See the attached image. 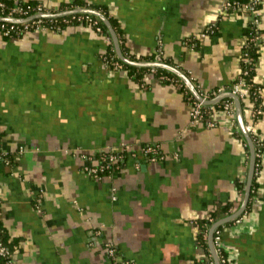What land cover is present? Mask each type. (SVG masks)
Wrapping results in <instances>:
<instances>
[{"label": "crops", "instance_id": "crops-1", "mask_svg": "<svg viewBox=\"0 0 264 264\" xmlns=\"http://www.w3.org/2000/svg\"><path fill=\"white\" fill-rule=\"evenodd\" d=\"M36 1L53 11L75 0ZM81 1L119 21L135 60L161 56L200 93L234 91L249 14L225 12V0ZM261 32L254 80L263 113L252 122L264 140V5ZM110 51L107 35L86 22L0 34V226L16 260L113 264L112 244L129 264H215L200 228L213 211L239 209L247 140L224 113L216 127L192 125L179 81L150 70L137 80L106 62ZM148 145L158 146L156 161ZM118 148L129 149L119 167L85 171L87 157ZM257 160L246 210L220 226L228 264H264V151Z\"/></svg>", "mask_w": 264, "mask_h": 264}, {"label": "built area", "instance_id": "built-area-1", "mask_svg": "<svg viewBox=\"0 0 264 264\" xmlns=\"http://www.w3.org/2000/svg\"><path fill=\"white\" fill-rule=\"evenodd\" d=\"M264 5V0H249L247 2H242L239 0H225L223 4V10L225 12H228L229 10H242L246 14H249L251 18V25H252V33L250 36L247 37V40L243 46L242 50V62H245V65L249 66L252 64V57L249 53V47L253 45H260L263 40V33L261 32V18H262V6ZM0 7L5 10L4 3L0 2ZM61 11V10H60ZM29 9H25L21 3H16L14 6H12L9 10L7 15L0 16V17H14V18H26L29 17L35 13H43V12H50L47 10L42 4L37 6L35 8V12L30 14ZM84 17H79L78 20L84 21L91 25H96L97 22L94 21L90 15L85 14ZM40 28H53V29H59V26H49L47 24H44L42 22V19H35L32 21L27 22V25H25L24 29L19 30L18 33L22 32H28L34 29H40ZM98 31H100L99 27H95ZM17 28L14 25H8L7 22H0V34L5 37H11L13 32ZM19 33V34H20ZM108 41L111 44L110 37L107 36ZM162 53V52H161ZM161 56L157 58V61H161ZM106 62L109 64L114 65L117 68H124V65L115 58L111 52L106 55ZM244 68V66L241 68L240 73V79L238 83L235 86L234 93H236L239 97H247L250 94V85L244 80V76L249 74V67ZM153 71L156 68H151ZM255 81V80H254ZM222 93L221 91L213 92L211 94H204L201 93V95L204 97V99H212ZM256 93L261 94V87L256 88ZM190 98V97H189ZM195 98V97H194ZM191 101V109H190V123L192 125H205L207 127H216L217 122L215 120V116L219 113L226 114L229 118L232 119L236 123V106L234 100L231 99H223L222 104L219 106H216L218 103L214 104H205L202 101L197 100L196 98H190ZM220 102V101H219ZM205 106H209V108H205ZM251 119L246 121V129L251 134H253L254 126H253V119L254 116H259L263 113L262 107H253L251 106ZM255 144V143H254ZM257 145V150H256ZM256 145H255V151H256V158L261 157L263 151H264V140L261 138L256 137ZM143 152L150 157L152 161H156L160 158L159 155V148L158 146L148 145L144 147ZM126 152L128 154L129 149L128 148H118V149H109L103 151L98 157L89 156L88 164L85 165V171L94 176V177H100L101 175L113 171L115 168L119 167V163L126 155ZM258 164L256 163V169ZM255 174H257V170L255 171ZM209 220L213 222V219L210 217ZM221 230L216 229L213 237V242L215 246V250L218 254L219 260L221 264H228L227 258L221 248ZM106 252L108 256L112 259L113 264H129L126 261H120L117 260V251L116 248L112 244H106ZM0 255L6 258L7 263L6 264H19L15 257V252L11 250V248L5 243L3 239L2 232L0 231Z\"/></svg>", "mask_w": 264, "mask_h": 264}, {"label": "trees", "instance_id": "trees-1", "mask_svg": "<svg viewBox=\"0 0 264 264\" xmlns=\"http://www.w3.org/2000/svg\"><path fill=\"white\" fill-rule=\"evenodd\" d=\"M239 1L247 2L249 0H239ZM0 2L4 3V5H5V8H4L5 10H3V8L0 7V16L7 15L8 10L17 3L14 0H0ZM18 3H21L22 6L25 9H29V11H30L29 13L30 14L34 13L35 12V8L41 4L40 2H38L36 0L21 1V2H18ZM76 7H91V8H95V9L101 10L110 19L113 27L115 28V30H116V32L118 34L120 43H121V47H122L123 53L126 56L130 57L131 59H135L133 56H131L127 52L126 48L124 47L123 35H122V30H121V26H120L119 21L116 18H114L109 13V11L107 10L106 7H103V6H95V5L88 4V3L84 2V1H81V0H75L73 2H67V3L61 4V7L59 8V10H53L52 12H58L60 10L73 9V8H76ZM81 16L84 17V18L86 17L85 14H77V15H71V16L59 17V18H50V19H44V18H42V22L44 24L49 25V26L50 25L51 26H59L61 28V27H64L67 22H70V23H80V22H84V21L78 20V18L81 17ZM90 17L94 21L97 22L96 25H92V26L99 27L101 33H103V34L107 35L108 37H110V39H111V44H110V48H111V51L110 52H111V54H113L115 56V58L117 60H119L124 65V67L129 71L130 74H132L133 76H135V78L137 80H140L142 78L143 72L149 71V70L150 71H153L151 68L131 66V65H127L123 61H121L119 59V57L117 56V54H116V51H115V48H114V44H113V41H112V38H111V35H110L109 31H108L107 26L98 17H96L94 15H90ZM7 24L9 26L10 25H14L17 28L12 33L13 34L12 36H19V35H22L23 33L22 32L21 33L19 32L20 33L19 34L18 31L24 29L25 25H27V22H25V23H12V22H7ZM251 33H252V25H251V22H250L249 28H248V35H247V37L250 36ZM259 47H260V45H253V44L249 47V53H250V56L253 59L251 65L247 66V65H245V62L242 63V67L244 66V68H246V66H247V67H249V70H250L249 71V74L244 76V80L250 85V94L247 97H240L244 114H246V110L249 108V105L250 106H253L254 108L255 107H260V106L262 107V105H261V94L256 93V88H258L260 86L254 81L256 63H257L258 55H259ZM150 59L151 60H155L153 58H150ZM161 61H165V60H161ZM165 62H168V61H165ZM154 72L157 74V76H159L162 79V81H169V80H174V79L177 80V81H179L182 84V89H184V91L186 92V94L190 98L195 99L194 96H193V94L191 93V91L185 85V83L177 75H175L174 73H172L170 71H167L165 69H157V68L154 70ZM239 79H240V77H239ZM227 99L233 100L232 98H227ZM221 104H222V101L218 102L216 104V106H219ZM205 108L207 109V108H209V106H205ZM262 109H263V107H262ZM257 117L258 116H254V118H257ZM250 135H251V137L253 139V142L256 145V136L254 134H252V133ZM0 139H1V134H0ZM247 148H248V145H247ZM257 149L258 148H257V145H256V150ZM127 155L128 154L126 152V155L123 158V160H121L120 162H118L119 165L122 164L126 160ZM257 159H258V157H257ZM257 187H258V183L256 181V176H254L253 183H252V188H251V195L254 193V190H256ZM228 210H229V206H226L222 212L213 211V213L211 214V218L213 219V222H211L210 220L209 221H205L204 223L207 226H203L202 228H200L201 230H200L199 238L201 240H204V244L206 245L207 249L209 248L208 242H207V240H205L203 238V234L204 233H207V228L206 227L211 226L214 222H216V221L222 219L223 217H225L229 213ZM218 229L221 230V227H219ZM0 231L2 232L3 239H4L5 243L11 248V250H13L14 249V246H13V244H11L9 242V240L6 237V235L4 233V230L2 229L1 226H0ZM208 252H209V250H208ZM6 263H7L6 258H4L3 256L0 255V264H6Z\"/></svg>", "mask_w": 264, "mask_h": 264}, {"label": "water", "instance_id": "water-1", "mask_svg": "<svg viewBox=\"0 0 264 264\" xmlns=\"http://www.w3.org/2000/svg\"><path fill=\"white\" fill-rule=\"evenodd\" d=\"M77 14L94 15L104 22V24L107 26L108 31L111 35L116 54L119 57V59L123 61L125 64L136 66V67L157 68V69H165L167 71H170L174 73L175 75H177L185 83L187 88L191 91V93L197 100L202 101L205 104H214L225 98H232L234 100L235 106H236V119H237L238 125L245 139L247 140V143L249 146L250 160H249V167L247 171L245 194H244V197H243V200H242V203L239 209L235 211L233 214L214 222L209 229L208 243H209L210 250L212 252L215 264H221L218 254L215 250L214 242H213L214 233L216 229H218L220 226L237 219L246 210L249 200H250V196H251V188H252V183H253V179H254V175L256 171V163H257L255 144L253 142V139L250 133L246 129V121H245L244 111H243L240 97L233 91H227V92L220 93L219 95H217L216 97L212 99H204L200 91L197 89V87L192 82L191 78L185 72L173 66L172 64H169L164 61H157V60L143 61V60H135V59H131L127 57L123 53L118 34L115 28L113 27L110 19L101 10H98L95 8L76 7V8L68 9V10H61L58 12L50 11V12H43V13H35L26 18L0 17V22L4 21V22H12V23H25V22H29L35 19L59 18V17L77 15Z\"/></svg>", "mask_w": 264, "mask_h": 264}, {"label": "rangeland", "instance_id": "rangeland-1", "mask_svg": "<svg viewBox=\"0 0 264 264\" xmlns=\"http://www.w3.org/2000/svg\"><path fill=\"white\" fill-rule=\"evenodd\" d=\"M251 106L249 105V108L246 110V113H247V116H250V114H251Z\"/></svg>", "mask_w": 264, "mask_h": 264}]
</instances>
